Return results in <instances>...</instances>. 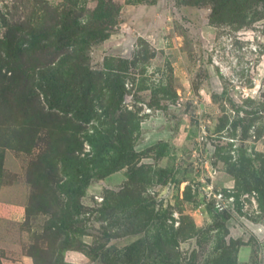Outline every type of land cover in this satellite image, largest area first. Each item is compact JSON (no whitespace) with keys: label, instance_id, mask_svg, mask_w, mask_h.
<instances>
[{"label":"rangeland","instance_id":"obj_1","mask_svg":"<svg viewBox=\"0 0 264 264\" xmlns=\"http://www.w3.org/2000/svg\"><path fill=\"white\" fill-rule=\"evenodd\" d=\"M0 264H264V0H0Z\"/></svg>","mask_w":264,"mask_h":264}]
</instances>
